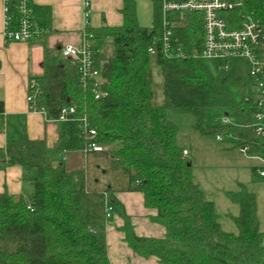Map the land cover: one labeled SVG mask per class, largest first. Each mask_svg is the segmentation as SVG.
<instances>
[{
    "label": "trees",
    "instance_id": "trees-1",
    "mask_svg": "<svg viewBox=\"0 0 264 264\" xmlns=\"http://www.w3.org/2000/svg\"><path fill=\"white\" fill-rule=\"evenodd\" d=\"M151 2L149 26L139 24L135 1L123 0L122 25L85 27L98 49L107 97L95 99L91 87H82L66 59L46 57L43 75L34 78L37 93L31 108L42 109L46 120L56 124L57 139L48 146L44 139L23 135L0 146V166H20L22 178L32 186L30 201L0 193V264H111L106 196L120 191L141 193L143 205L155 210L150 221L165 230L162 237L138 235L130 216L121 214L119 230L134 254L154 257L158 264H264L256 194L242 183L225 192L239 211L227 213L237 231L224 230L214 202L194 182L177 144L178 126L166 116L167 110L188 114L192 129L203 136L232 134V148L247 143L261 150L264 141L250 126L254 102L247 61L203 58L197 14L173 28L168 56L161 3ZM243 3L240 10L264 25V0ZM28 6L35 19L42 8L32 1ZM11 13L17 15L15 7ZM155 71L161 77L162 104L156 102ZM63 106H73L74 112L57 120ZM210 107L230 109L234 121L205 123ZM90 129L107 148L83 152L84 165L68 170L63 153L83 151Z\"/></svg>",
    "mask_w": 264,
    "mask_h": 264
},
{
    "label": "crops",
    "instance_id": "crops-1",
    "mask_svg": "<svg viewBox=\"0 0 264 264\" xmlns=\"http://www.w3.org/2000/svg\"><path fill=\"white\" fill-rule=\"evenodd\" d=\"M134 1L139 24L149 26L152 21L151 0ZM32 3L42 8L34 17L42 32L26 42H9L3 36L0 0V146L7 140L23 135L30 139H44L48 146L54 144L57 139V126L53 121L46 120L43 111L31 108L28 101L29 82L43 75L46 57L51 58L56 54L62 58L59 52L62 46L77 45L82 41V0H32ZM122 6L123 0H89L88 26L98 28L122 25ZM216 142L219 158L234 157L230 155V151L236 148H232L230 143ZM183 150H186L187 156V149ZM63 157L68 170H76L84 165L85 155L81 150L65 151ZM251 160H254L255 166ZM246 162L249 163V168H255L260 163L257 159L246 158L241 154V158L236 159L234 168H239ZM22 172L18 165L0 166V193L5 191L13 195L20 194L30 201L32 186L22 178ZM237 183L246 185L241 180H237ZM251 191L256 194L259 223L264 229V193L260 195L259 188ZM106 198L112 205L110 216L106 219V244L111 264H158L154 257L142 258L134 254L123 241V233L119 230L123 223L121 214H126L130 216L138 235L162 237L165 233L163 226L153 223L148 217L155 210L146 208L142 194L136 191L110 192ZM225 215L228 216L227 213Z\"/></svg>",
    "mask_w": 264,
    "mask_h": 264
},
{
    "label": "built area",
    "instance_id": "built-area-1",
    "mask_svg": "<svg viewBox=\"0 0 264 264\" xmlns=\"http://www.w3.org/2000/svg\"><path fill=\"white\" fill-rule=\"evenodd\" d=\"M32 0H2L3 36L5 41L26 42L42 32L32 18V10L28 3ZM162 41L164 51L172 56L169 50V36L173 28L183 26L192 14L200 15L202 20V50L205 59L224 60L241 57L247 61L248 75L251 78V91L254 111L250 126L254 133L264 141V25L255 20L251 14L244 13L243 0H160ZM84 27L82 41L79 44H65L60 55L76 68L78 80L82 87H91L94 98L107 97V91L101 88L104 81L96 58L98 49L92 34L85 27L88 25L89 0H82ZM16 8L17 15L11 13ZM238 10L237 13H234ZM174 13H176L174 15ZM148 54L153 56V46L148 47ZM30 106L35 102V80L29 82ZM43 111L42 109H39ZM44 112V111H43ZM74 112L73 106H63L57 120H65L69 113ZM222 123H230L226 118ZM95 131L86 133L83 152L103 151L107 147L94 140ZM216 141L229 142L232 146L236 137L232 134H217ZM242 155L260 161V167L254 169L264 176V144L261 150L255 151L254 144H242L236 148ZM186 154V150L182 151ZM112 205L106 203V217L110 216Z\"/></svg>",
    "mask_w": 264,
    "mask_h": 264
},
{
    "label": "rangeland",
    "instance_id": "rangeland-1",
    "mask_svg": "<svg viewBox=\"0 0 264 264\" xmlns=\"http://www.w3.org/2000/svg\"><path fill=\"white\" fill-rule=\"evenodd\" d=\"M153 80L155 83L156 102L157 104H162L161 77L156 71L154 72ZM166 116L178 126L177 144L187 149L189 153L187 156L183 155H185L186 162H190V165L192 163L191 171L194 182L203 189L205 198L214 202L222 228L228 232L235 233L237 231L235 224L225 214L231 213L236 215L238 214L239 207L226 197L225 192L237 189V180H241L250 190L259 188V194L261 195L264 193V177H261L254 168H249L247 166L248 162L239 166V168L238 166L234 168L236 166V159L241 158V153L237 149L230 151V155L236 158L226 157L227 159H224L222 156L219 158L218 153H216V146H218L216 140L210 136H203L193 130L191 127L193 118L190 115L167 110ZM224 118L230 122L234 121V116L230 109L210 107L205 111V123L207 124H220ZM225 143L228 144L229 142ZM243 156L246 157L245 155ZM251 163L254 165V160H251ZM256 166L260 167L261 165L259 163ZM114 212L117 213V210H114Z\"/></svg>",
    "mask_w": 264,
    "mask_h": 264
},
{
    "label": "water",
    "instance_id": "water-1",
    "mask_svg": "<svg viewBox=\"0 0 264 264\" xmlns=\"http://www.w3.org/2000/svg\"><path fill=\"white\" fill-rule=\"evenodd\" d=\"M186 164H187L188 166H190V162H186Z\"/></svg>",
    "mask_w": 264,
    "mask_h": 264
}]
</instances>
